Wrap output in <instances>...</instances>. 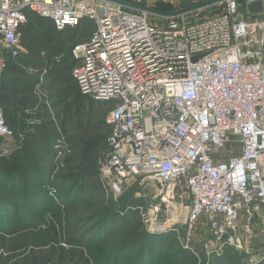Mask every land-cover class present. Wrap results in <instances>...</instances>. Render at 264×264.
Listing matches in <instances>:
<instances>
[{"label":"built area","instance_id":"built-area-1","mask_svg":"<svg viewBox=\"0 0 264 264\" xmlns=\"http://www.w3.org/2000/svg\"><path fill=\"white\" fill-rule=\"evenodd\" d=\"M249 1L221 0L218 13L190 20L106 0H0V80L6 56L26 54L25 9L57 31L94 23L71 56L79 94L111 105L102 185L120 195L136 178L184 179L188 228L203 221L207 246L241 249L239 220L264 211V14L240 18ZM11 136L0 107V139ZM228 149L238 154L227 159Z\"/></svg>","mask_w":264,"mask_h":264},{"label":"rangeland","instance_id":"rangeland-1","mask_svg":"<svg viewBox=\"0 0 264 264\" xmlns=\"http://www.w3.org/2000/svg\"><path fill=\"white\" fill-rule=\"evenodd\" d=\"M195 1L198 2L140 0L146 6L160 7L165 12L196 6ZM212 4H215L212 8L199 7L186 13L190 20H197L222 9L220 1ZM239 17L250 16L240 8ZM7 64L1 83L15 67L9 58ZM42 85L51 118L49 125L39 124L40 128L33 134L35 148L21 155L17 142L24 130L12 125H9L12 136L5 139L4 147L0 146V154L7 161H20L21 157L17 177L0 172V179L15 190L11 196L0 195V234L43 226L57 209L64 219L63 239L41 249L18 244L13 246V252L8 247L0 248V264H187V253L195 257V264H264L261 222L264 211H259L250 223L243 216L239 220L237 240L241 249L228 245L226 240L209 247L206 245L209 231L204 222H198L192 229L186 224L185 205L189 199L184 179L170 188L162 180L136 178L120 195H114L102 185L97 170L84 175L86 151L99 149L103 160L106 148L104 139L91 135L87 126L96 121L92 113L94 104L88 98L66 96L62 88L51 81ZM4 110L9 124L11 120L20 119ZM226 154L228 159L238 151L228 149ZM17 218L20 222L13 223ZM248 224L251 236L244 230ZM66 238L88 244L97 250L96 257L83 247L66 244Z\"/></svg>","mask_w":264,"mask_h":264},{"label":"trees","instance_id":"trees-1","mask_svg":"<svg viewBox=\"0 0 264 264\" xmlns=\"http://www.w3.org/2000/svg\"><path fill=\"white\" fill-rule=\"evenodd\" d=\"M24 13L27 22L20 27L19 31L21 42L28 50L27 56H20L16 59L6 56V70L8 67L7 59L9 58L14 61L15 67L12 71L14 75L7 80L6 77L3 78V84H0L1 87L3 85L4 89L2 96H0V107L3 102H6L20 106V109L26 112L23 117L28 119V126L22 125L26 121L21 120V118L16 121L15 125L18 130H24L23 137L17 142L20 146L21 155H24V152H27L29 148L34 147L36 138L33 134L40 128L38 125L41 124L44 127L49 125L48 119L51 118L46 105L45 90L40 81V75L42 74L43 77L60 86L62 93L66 96L76 98L81 96L73 78V71L77 63L71 56V50L76 44L88 41L95 30L94 23L83 19L76 28L57 31L50 19L40 17L28 9H25ZM26 68L33 70V72L27 71ZM88 99L94 104L92 113L96 121L95 124L91 122L87 126L91 135H97L99 138L104 139L106 147L104 155L107 151L106 139L109 133V129L105 124V115L111 105L107 103L97 104L92 99ZM96 104L97 106H95ZM25 129L27 130L25 131ZM4 142H6L5 139H0V146L5 144ZM86 154L87 160L84 161L83 166H86L84 175L87 176V172L91 170H97L98 172L101 152L99 149L91 148L86 151ZM15 159L17 158L15 157ZM19 160L21 161V157ZM20 161H7L0 154V172L7 176L17 177ZM13 191L15 190H12L11 186L0 179V195L4 196L8 193L11 196L14 193ZM20 220V218L14 219L13 223L18 224ZM64 229L63 215L56 209L53 216L45 220L43 226H30L23 230L17 229L8 234L4 232L0 234V248L8 247L11 252L14 251L13 246L15 244L26 247L32 246L36 249L46 248L59 243L63 239ZM64 242L70 246L83 247L92 257L97 255V250H93L91 246L75 238H66ZM185 260L187 264H195L196 262L195 257L189 253L185 255Z\"/></svg>","mask_w":264,"mask_h":264},{"label":"water","instance_id":"water-1","mask_svg":"<svg viewBox=\"0 0 264 264\" xmlns=\"http://www.w3.org/2000/svg\"><path fill=\"white\" fill-rule=\"evenodd\" d=\"M106 1H110L113 3H117V4H121L130 8H134V9H138V10H143L146 11L148 13L151 14H156V15H162V16H171V15H176V14H180V13H184L190 10H193L195 8H199V7H203L221 0H210V1H206L204 3H201L199 5L190 7V8H185V9H181L175 12H165V11H161L158 9H155L153 7H149V6H144V5H139L136 3H132L129 1H125V0H106ZM246 12L250 15V16H259L264 14V1L263 0H252L246 3Z\"/></svg>","mask_w":264,"mask_h":264},{"label":"crops","instance_id":"crops-1","mask_svg":"<svg viewBox=\"0 0 264 264\" xmlns=\"http://www.w3.org/2000/svg\"><path fill=\"white\" fill-rule=\"evenodd\" d=\"M206 1H210V0H198V2L195 1V3H196L195 5H199L198 3L201 4V3H204V2H206ZM214 5H215V4H209V5H206V6H203V7H204V8H212ZM240 8H242V9L244 8V7H243V3H241V7H240ZM244 9H245V11H246V8H244ZM68 29H70V28H68ZM24 47H25V46H24ZM25 49H26V54H25V55H22V57L27 56L28 50H27L26 47H25ZM12 75H14V72H11V73H9L8 75H6V76H5V77H6V80L9 79V78H11V77H13ZM5 77H4V78H5ZM40 81H41V83L43 84L45 81H46V82H49V79H46V78L43 77V75L41 74V75H40ZM0 84H3V82H2V83L0 82ZM3 91H4V89H3V85H2V87H1V85H0V96H2ZM1 108H2L3 111H4V114H5V110H4V108H6V109L9 110L10 112L16 114L19 118H21V120L26 121V122H27V120H28V119H26V117H23V116L26 114V112H23V111L20 109V106L13 105V104H8V103H6V102H3ZM19 112H20V114H19ZM5 117H6V115H5ZM6 121H7V124H8V125H10V126L12 125L14 128L17 127V126H15L17 122H15L14 120H11V121H10V124L8 123L9 120H8L7 118H6ZM25 124H26L25 122L22 123V125H25ZM6 144H7V143H6ZM4 146H5V144L1 145V148L4 147ZM7 147H8V144H7Z\"/></svg>","mask_w":264,"mask_h":264}]
</instances>
